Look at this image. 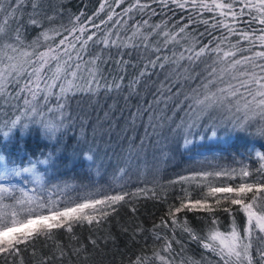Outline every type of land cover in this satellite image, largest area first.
<instances>
[{
    "label": "trees",
    "instance_id": "trees-1",
    "mask_svg": "<svg viewBox=\"0 0 264 264\" xmlns=\"http://www.w3.org/2000/svg\"><path fill=\"white\" fill-rule=\"evenodd\" d=\"M138 2L147 7L135 6ZM179 2L186 6L177 7L171 0H167L166 5L162 0H41L39 18L44 28L54 31L49 32L52 39L39 51H46L47 46L56 49L64 37L69 42H75L74 36H81V27L86 30L81 39L93 32L96 33L93 40H103L107 36L108 45L98 43L94 46L92 41L88 42L87 52L83 54L84 60L101 52L105 58L110 55L112 60L101 65L103 76L110 83L115 76L123 75L124 85L138 78L149 60H155L157 56L161 59L155 68L148 65V74L131 88L125 86L119 91H105L101 88L94 94H70L63 128L55 138L46 136L38 123H29L27 129L17 127L8 137L0 131V157L9 167L29 166L30 160L36 161L49 154L52 157L50 164L38 165L45 181L43 185L25 176L0 180V183L25 188L27 180L36 196L55 201L58 207L74 206L75 203L89 199H103L105 195L117 194L121 188L129 194L136 193L138 189L147 191L136 196H126V202L116 205V211L99 224L95 221L91 225L87 222H73L72 232H68L66 227L52 229L51 238L43 233L29 235L26 243L18 245V254H0V264H42L45 261L46 264H133L137 257L147 258V264H160L154 258V253L169 255L162 251L165 238L173 241L170 256L172 264H181V261L187 264L189 260L200 261L201 264H223L219 256L193 241L183 231V227L187 224L195 234L206 236L212 227L210 221L215 218V227L221 232H227L230 225H233V218L236 226L242 224V213L237 211L238 205L230 204V199L220 198L221 204L217 205V198H205L202 186L173 179V173L179 170L183 158L190 154L179 143L181 133L173 130L199 111L195 105L196 99H203L206 94L217 92V89L228 84H238L231 77L239 73L229 68L232 57L224 58L225 51L236 52V59L264 51L259 40H255L254 44L241 40L239 46L243 51H236L232 45L240 37L232 35L223 40L228 34L224 25L239 27L253 37L264 34L261 32L264 25L258 23L259 17L249 22V9L244 10L245 15L234 20L231 16H221L220 10L208 11L199 7L201 0H195V6L193 0ZM203 2L211 5L212 0ZM218 2L227 3L229 0ZM240 8L239 3L234 5V11L239 12ZM24 11V19L27 20L28 13L32 11L31 3L25 6ZM109 15L112 16L111 20L108 19ZM251 15L256 16L255 10H251ZM48 16L54 18L49 21ZM77 16L80 17L79 22L75 21ZM92 25L99 27L94 28ZM15 27L13 23L12 29ZM74 27L77 31L70 35L66 30ZM181 28L185 29L183 33L180 32ZM39 31L26 27L27 40L31 41ZM55 31L61 35H55ZM165 33L169 34L167 39ZM173 36L175 39L171 38ZM145 43L147 48L144 47ZM218 43L220 51H212ZM205 46L206 50L197 58L196 53ZM66 47L67 44L62 45L58 51L63 53ZM157 48L159 52L154 50ZM76 50H79L78 43ZM68 51L75 59V51L71 48ZM121 55L128 61L126 68L124 65L118 67L115 63ZM60 59L63 61L67 57L61 55ZM213 69L216 72L210 75ZM209 80H215V83L206 89L204 85ZM9 89L14 90L12 85H9ZM53 91H58V88ZM217 95H220L219 92ZM20 105L19 108L9 107L6 116L0 119V130L7 131L14 119L25 123L31 119L30 115H24L22 101ZM54 105L53 98L49 107ZM189 105H192V109ZM44 111L46 114V109ZM55 113L50 115L54 121H59L60 118L53 115ZM94 114L100 118L106 117L109 122L107 125L111 124V118L121 119L123 125L117 145L112 149L105 148L99 160H95L94 150L84 146V142L79 144ZM210 115L208 124H200L199 128L220 132L218 137L223 140L210 144L219 154L215 159H230L244 154L259 164V168L253 167L250 170L248 182L253 185L264 182V169L261 167L264 160L257 155L264 154V143L253 137L247 129L227 134L226 127H219L223 119L228 118L233 123L240 118L238 112H223L217 108ZM200 129L195 133L200 134ZM162 130H165L166 140ZM87 156L92 159H87ZM13 195L15 200H19L21 192L3 194V204H14L15 200L11 198ZM196 200L208 203L214 211L209 213L183 208L176 214L177 223L173 224L169 210L179 207L182 202L187 204ZM132 207L136 208L135 213L131 212ZM224 207H229L231 214L224 212ZM91 240H96L97 244L93 245ZM176 240L180 243H175ZM61 250L65 253L62 258L59 255ZM54 255L55 259L52 258Z\"/></svg>",
    "mask_w": 264,
    "mask_h": 264
},
{
    "label": "snow or ice",
    "instance_id": "snow-or-ice-1",
    "mask_svg": "<svg viewBox=\"0 0 264 264\" xmlns=\"http://www.w3.org/2000/svg\"><path fill=\"white\" fill-rule=\"evenodd\" d=\"M163 3H167V0H162ZM177 7L184 8L185 3H180L179 0H171ZM31 3L32 11L28 13V19L25 20V6ZM239 3L241 5L240 11H234V5ZM40 4L41 0H0V100L4 104L12 108H19L22 101L25 109L24 115L31 116V119L25 123L20 119H14L8 126L7 131H2L5 137H8L13 130L17 127L27 129L29 123H38L44 130L46 136L55 138L57 134L63 128V118L65 116V109L68 107L70 94L75 95L79 93L94 94L97 90L103 88L105 91H111L113 89L119 91L122 87L131 88L139 82L140 78H143L148 74V65L153 68L157 66L161 57L157 56L155 60H149L145 64L144 69L140 72L139 77L133 79L124 85V76L117 75L109 83L107 78L103 76L102 64L108 63L112 60L109 55L104 57L103 53L91 57L89 60H84V55L87 52L88 42L92 41L93 45L103 44L108 45L109 39L106 36L105 39L93 40L96 35L93 32L86 38L81 39L85 33V28H79L81 36H74L75 42H69L67 37H64L59 41L56 49L51 46H47L46 51H39V49L45 45V43L52 39L49 36L50 31L53 29H46L43 26L40 17ZM195 6V0H193ZM140 8H145L147 5H137ZM199 7L208 11L220 10L221 16H231L235 20L238 16L245 15V9H249L247 13L251 20L249 22L256 21L260 25H264V0H229L227 3L218 2V0H212L211 5L204 3L201 0ZM103 9V5H101ZM224 10H227L226 12ZM251 10H255L256 16L251 15ZM129 11V9H125ZM83 15V13H81ZM54 17L48 16L47 19L51 21ZM80 17H75V21L79 22ZM109 20L112 16L109 15ZM91 21V18H89ZM15 24V29H12V24ZM147 24V21H144ZM205 23H207L205 21ZM94 28H98V25H92ZM26 27H32L34 29H40L37 36L31 41H28L25 36ZM158 27V26H157ZM228 34L223 37V40H227L229 36L236 35L240 39L237 40L235 45H232L236 51H243L239 46L241 40L249 41L250 44H254L255 40H259L261 46L264 47V34L260 36H251L248 31L240 29L239 27L231 28L228 25H224ZM69 31L70 35H74L77 29L74 27ZM184 28L180 29L183 33ZM264 33V29H261ZM55 35H61L60 32L55 31ZM166 39L169 34H164ZM175 39V37H171ZM147 40V37H144ZM77 43L79 44V50L77 49ZM115 44V41H112ZM67 44L63 53L59 52L60 46ZM144 47L148 45L145 43ZM71 48L75 51V59L68 49ZM207 46L202 47L199 52L196 53L197 58L206 50ZM159 52V49H154ZM251 50V49H250ZM212 51H220V44L218 43L215 49ZM61 55L66 56L67 59L61 61ZM224 58L232 57L229 68L239 73L231 77L232 80L238 81V84H228L226 87L217 89V92H211L206 94L203 99H196L195 105L199 109V117H206L212 111L219 107H227L229 111L232 110L233 103L235 104L236 112H242L243 117L237 118L233 122V128L235 130H246L247 127L257 119L264 121V51L254 52L252 56H241L236 59V52L225 51L223 53ZM166 59V58H165ZM53 62L55 66L53 67ZM117 66H128V61L123 59L121 55L120 59L115 62ZM163 67V64L160 65ZM51 73L50 75L48 73ZM215 69L212 70L210 75H214ZM87 73V75H83ZM72 79L69 80L68 77ZM222 79V77H221ZM23 81V82H22ZM82 81V83L77 82ZM215 80H209L208 84L204 87L207 89L210 84H214ZM9 85H12L14 90L9 89ZM58 91L54 92L53 89ZM251 99H248V97ZM55 100L54 107H49L52 100ZM42 100V103H41ZM241 100L244 102L241 103ZM192 109V105H189ZM49 114L46 118L45 110ZM56 112L59 114L60 120L54 121L51 117V113ZM197 127L196 121L191 123H184L177 125L173 131L181 133L183 144L190 145L195 141L189 139L190 136L198 135L193 133V129ZM211 135L217 136V132L212 129ZM257 135L264 137V124H262L258 130ZM261 160H264V154L257 153ZM51 154L44 158H38L36 161H29V166L24 167H9L6 163H3V157H0V180H8L11 177H19L24 173L30 174L33 177V181L36 184L43 185L45 183L42 174L38 169V165H48L51 162ZM87 159L91 160V156H87ZM264 169V165L261 166ZM123 172V169H121ZM224 173H216V175H222ZM208 175V174H206ZM241 175L247 177L249 173L245 170H241ZM264 192V182L259 185H253L248 183H241L237 187H212L209 191V195L217 193L232 194L231 197L225 196V200L230 199L231 205H238L237 211H242L247 216V227L243 229V235L238 230L235 218H233L232 229L229 232L219 231L215 225L217 221L215 218L211 219L209 232L206 236H199L195 234V231L184 225L183 231L187 232L193 241L202 245L203 248L208 249L215 255L220 257L223 264H264V246L260 243L256 244L253 248V241H264V236H255L254 230L259 229L261 233H264V206L260 208L259 214L254 211V206L257 200V195H253L250 198V202H245L247 193ZM19 191L23 193L21 200H15L13 195L11 198L15 200L14 204H3L4 193H13ZM147 190H137L136 193H127L121 188L120 192L113 195H105L103 199H89L84 202L75 203L74 206L58 207L55 201H49L41 196H30L28 190L16 186L9 187L6 184L0 183V208H9L10 219H7L8 213L0 212V254H7L13 256L19 253L18 245L26 243L28 234L35 232L37 235L40 233L45 234L51 238L50 233L52 229H60L66 227L68 232H72V223L77 224L87 222L89 225L95 221L97 224L101 220H106L107 217L116 211V205L125 201L126 196H136L143 194ZM264 200V197H260ZM126 202V201H125ZM217 205L221 204V200L217 199ZM50 205V206H49ZM101 206V207H98ZM19 207V211L17 208ZM183 208L189 210L198 209L212 213L214 209L200 200H196L194 203L189 202L187 204L181 203L179 207L171 208L169 210V216L172 218V223L176 224V214ZM44 209H47L45 214ZM132 213L136 212V208L132 207ZM224 212L231 214L229 207L222 209ZM21 213L25 214L24 219H17V216ZM33 214H35L33 218ZM35 225V229H29V233H17V225L24 224ZM166 223V222H165ZM127 231V229H125ZM93 245L97 244L96 240H91ZM172 240L165 238V244L162 248L164 253L169 255H161L159 252L154 253V258L159 260L160 264H172L170 259L173 252ZM175 243H180L176 240ZM255 252V255H253ZM63 250L60 251V257L64 256ZM55 259V255L52 257ZM42 264H46L42 262ZM133 264H147V258L137 257ZM181 264H185L181 261ZM187 264H201L200 261L189 260Z\"/></svg>",
    "mask_w": 264,
    "mask_h": 264
},
{
    "label": "rangeland",
    "instance_id": "rangeland-1",
    "mask_svg": "<svg viewBox=\"0 0 264 264\" xmlns=\"http://www.w3.org/2000/svg\"><path fill=\"white\" fill-rule=\"evenodd\" d=\"M251 99V98H250ZM244 101L241 100V103ZM218 110L220 111H229L227 107H219ZM9 111V106L4 104L2 100H0V119L4 118ZM229 112L236 113L235 110V104L233 103L232 110ZM239 117H243L242 112H238ZM57 119H59V114L55 113L53 114ZM46 118L48 114H45ZM196 121L197 127L193 129V133L198 131L200 128V124H208L209 120H211V115L209 114L206 117H199V111L193 113L191 119H187L185 122L191 123L192 121ZM108 120L107 118L103 117L100 118L98 115H93L90 120V127L87 131L83 133V141L80 140L79 144L85 143L84 146H89L91 150H94V158L95 160H99L101 157V152L105 148L112 149L115 144L117 145V142L119 141V136L123 132V125L121 124V119H114L111 118L109 125H107ZM264 124V121H261L257 119L256 121L252 122L248 127L247 130L252 132V136L258 138L262 143H264V137H261L257 135L258 128ZM219 127H226L227 134L229 132H233L235 129L233 128V123L228 120V118L223 119L219 122ZM204 128V127H203ZM200 129L201 133L198 135H194V137L190 136L189 139H194V143L190 145H184L182 136L179 139V143L181 147L184 149H187L190 151L189 155H186L183 158L181 167L179 170L175 171L173 173V179L176 182H190L191 184L202 186L203 191L206 194L205 198L211 199V198H224L226 195L231 197L232 194H223V193H217L214 195H209V191L212 187H237L241 183H248L249 177H250V170L254 168H259V164L257 161L250 159L244 154H240L237 156L230 157V159H215L218 157V153L216 150L211 148L210 144L215 143L217 141H222V137H218V134L220 132H217V136L213 137L211 135V131H207V129ZM208 132V133H207ZM165 130H162V136L164 137ZM123 135V134H122ZM127 135V134H125ZM124 135V138L126 137ZM225 135V134H224ZM166 140V139H165ZM159 144L161 141L159 140ZM241 170H245L249 173L247 177H244L241 175ZM216 173H224L222 175H216ZM208 174V175H206ZM28 177L32 182L33 177L30 174L24 173L20 177ZM18 178V177H17ZM11 180V179H8ZM9 187H12L11 183H5ZM25 189L28 190V195L30 196H36L34 194V191L32 188H30L27 184V180H25ZM252 192L247 193L246 197ZM6 194V193H4ZM257 195V200L254 206V211H257L259 214L260 208L264 206V200L260 199V197H264V192L261 193H255V188L253 190L252 195ZM3 196V194H2ZM245 197V198H246ZM23 198V193H21V197L19 200ZM251 198V197H250ZM246 200V199H245ZM248 201H245L246 203L250 202V199H247ZM261 200V201H260ZM205 203V202H204ZM208 204V203H207ZM101 207V206H98ZM19 211V207L17 208ZM198 210V209H196ZM0 212L8 213L9 215L6 216L7 219H10V212L11 209L9 208H0ZM44 212L46 214L47 209H44ZM242 213V224L238 225V230L241 231V235H243V229L246 228L247 225V216L241 211ZM35 214H33L34 218ZM25 214L21 213L17 216V219H24ZM17 233H29V229H35V225H27L24 224H18L17 226ZM232 226L230 225L229 231H231ZM227 231V232H229ZM35 234V232H30L28 234L32 235ZM255 236H264V233H261L259 229L254 230ZM260 243L262 246H264V241H253V248L255 249L256 244ZM253 255H255V252H253Z\"/></svg>",
    "mask_w": 264,
    "mask_h": 264
}]
</instances>
